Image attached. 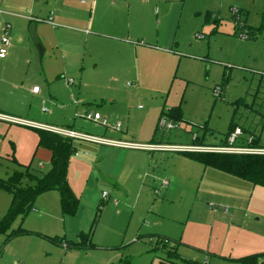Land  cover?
I'll list each match as a JSON object with an SVG mask.
<instances>
[{"label":"rangeland","instance_id":"374dc122","mask_svg":"<svg viewBox=\"0 0 264 264\" xmlns=\"http://www.w3.org/2000/svg\"><path fill=\"white\" fill-rule=\"evenodd\" d=\"M80 1L87 7L78 8H89L90 0L76 4ZM119 3L124 8L130 4V16L111 13L98 21L123 19L127 30L132 20V34H141L140 43L133 42L149 47L143 55L100 39L102 48H84L81 42L74 67L69 59L62 67L60 54L48 49L45 54L43 48L40 58L33 42L34 59L22 48L19 57L0 63L2 111L49 125L74 122V129L93 135L108 127L115 133L110 137L133 144L111 148L74 140L77 155L70 159L68 181L79 200L75 215H62L58 195H46L23 220L17 217L11 229L22 223L27 230L70 242L90 233L89 242L101 248L95 253L108 259L117 254L119 261L130 264L149 255L158 259L149 250L161 237L180 244L181 259H204L198 247L237 253L239 241L264 235V187L245 181L232 200L221 204L211 169L174 149L188 146L194 152L217 153L231 121L243 130L234 146L246 147L252 135L264 147V0ZM139 24L146 28L139 31ZM33 87L41 93L31 95ZM217 89L220 95L214 96ZM81 100L97 105L99 123L86 121L81 107L76 112ZM178 105L182 120L177 125L160 117L162 110ZM43 107L50 113L41 112ZM150 144L158 149H147ZM6 173L12 170L2 163L0 178ZM162 181L169 185L161 187ZM9 203L10 196L0 191V217ZM248 205L252 211L246 210ZM225 207L226 217L211 213L227 212ZM36 237L3 246L0 235V264H59L63 247ZM206 258L209 264H227Z\"/></svg>","mask_w":264,"mask_h":264},{"label":"crops","instance_id":"0c3cea01","mask_svg":"<svg viewBox=\"0 0 264 264\" xmlns=\"http://www.w3.org/2000/svg\"><path fill=\"white\" fill-rule=\"evenodd\" d=\"M76 1L77 0H0V11L3 12L0 13V38L4 24H8L10 26L9 46L7 49V52L8 51L9 52L8 55L5 56V58L0 59V63H3L5 65L10 60V58L19 57L20 53L23 54V52L21 51L22 48H26V52L31 60L36 57V52L34 50L35 46L33 44V40L29 29L32 25L34 26L35 34L38 41L43 45L44 53L46 54L48 49L50 52L55 51V53L57 52L58 54H60L61 56L60 59L62 60V67H66L65 61H67L68 59L70 60L69 63L71 62L70 66L74 67V64H72V62H74V60H76V58L78 57L77 50L78 48H80L81 42H84V48H96L97 46L102 48L104 44L100 42V39L101 40L108 39L111 43L114 44L117 43L118 46H123L125 48L133 49L137 54H141V55L145 53V49L149 48L146 46L135 44L133 42V40H136L140 43L141 34H138V32H136V34H132L131 31L132 20L127 21L126 24L127 30L124 28L123 19H121V22L120 20L117 21L113 20L110 22L101 23L102 17H105L111 13L113 15L122 14L121 15L122 18L126 13H127L126 16H130L131 15L130 4H128L126 8H124L122 4L119 3L121 2V0H90L89 8L83 9V8H78L77 6L87 7L86 6L87 4H85L83 1H80V4L77 5ZM128 2H130V0H128ZM148 2L149 0L148 1L146 0L147 4ZM105 4L108 6H105ZM108 7H110V9ZM123 9L125 12L123 11ZM100 17L101 20L99 22L98 19ZM143 28H146V25L139 24V28H138L140 29L139 31H141ZM30 93L31 95H39L41 93V90L39 89V92L35 94L32 92L31 89ZM55 100L56 99H54V101ZM109 103L110 104L112 103L111 99L109 100ZM95 106L97 105L92 104L91 102H87L86 100H81L76 105V112H78V108L81 107V112L84 114L92 112V111H88L90 109H95L94 113H98V110L97 108H95ZM42 109L41 112H43ZM47 113H50L49 109ZM0 114L12 119L24 121L37 126L65 128L82 133L81 131L74 129V122H72L73 123L72 125L70 122L65 126L64 125L56 126V125L44 124L32 119H22L20 117L2 111L1 109H0ZM104 129L105 130L102 135H93L88 133H84V134H88L106 140H111L114 142L128 143L120 139H115L110 137L115 135L112 129H109L108 127H104ZM36 130H43V129L33 126L20 125L10 121L0 120V166L2 165V163H4L7 168L10 167L11 170L14 171L18 168V164L23 166L30 165L34 171L37 172L47 171L50 168L51 152L43 147H38V135ZM76 141L79 144L80 143L92 144L96 146L115 148V146L112 145L96 144L81 140H76ZM150 145H155V144H150ZM83 154L86 155V152ZM75 155H77V153ZM13 160H15L16 163ZM205 168L211 169L209 170L211 171L209 172V176L211 177V179H214L216 183H218L217 189H219L218 191L219 194L217 195H219L218 196L219 199L217 200H219L221 204L232 200V198H234V195L238 193L237 191L239 190V188L240 189L244 188L245 185L243 184L245 182L244 180L238 179L234 176L223 173L213 168H209V167H205ZM7 176L8 173H6V177ZM67 179H68V173H67ZM53 193H57V192L56 191L47 192L40 195L39 197L50 195L46 197H55L56 199V196H51V195H58L59 198L58 193L57 194H53ZM8 195L10 196V194ZM211 195L215 196L214 191H211ZM10 200H11V196H10ZM59 202H60V198H59ZM223 209H226L224 211L227 212L212 211L211 213L226 217L229 214L228 208L225 207ZM246 210L252 211V208L249 207L248 205ZM44 213L45 211L41 212V214L43 215ZM241 226L239 228L240 234H242L243 237H246V234H243ZM231 229L234 231L233 227ZM235 234L237 235L236 232ZM29 237H36V236L16 237L10 240L5 245H8L13 241H19L20 239H26V238L29 239ZM36 238L44 240L40 237H36ZM246 239L248 240L243 241L242 243L239 241L237 253L234 252L233 250L229 251L230 252L229 253L228 251L224 250L225 248H223V251L220 253L217 252V251H221L220 249H216L215 251V250H210V247H207L209 248L208 250H202L201 248L198 247L199 252L204 255L203 256L204 259L200 261L199 257H196V260H192V261L209 264L206 258L208 256L222 260L227 264H238L235 262V260L239 258L249 255L264 253V235L257 233L255 235H251L247 237ZM28 243L33 244L35 242H32V240H30ZM189 244L190 243H187V246H189ZM178 246H177V253L179 251ZM190 246L193 247V245ZM97 249L100 250L101 248H97ZM63 250L64 252H62L59 264H113L117 260H118V264L119 262H121V260L119 261V257L117 254L110 256V258L108 259L100 256V254L95 253L94 250L96 249L65 250L63 248ZM128 264H130V262ZM139 264H161V263L160 260L156 259L155 256L150 257L149 255Z\"/></svg>","mask_w":264,"mask_h":264},{"label":"trees","instance_id":"16d2710c","mask_svg":"<svg viewBox=\"0 0 264 264\" xmlns=\"http://www.w3.org/2000/svg\"><path fill=\"white\" fill-rule=\"evenodd\" d=\"M257 32H262V29ZM257 32H253V34ZM164 115L177 125L182 120L180 105L174 106L166 112L162 110L160 117ZM236 127L238 126L231 121L226 139ZM36 132L38 135V147H43L51 152L50 168L45 172H37L30 165L23 166L18 164V168L12 171L5 179L0 178V190L11 196L6 213L0 217V235L4 236L3 245L16 237L37 236L63 247L65 250L97 249V245L89 242L90 233H81L78 242H70L65 238L50 237L27 230L22 225H19L16 229H11L14 220L17 217L23 220L34 209L36 199L47 192L56 191L59 194L62 215L74 216L78 209L79 200L73 193L67 179L70 159L77 153V149L73 144L74 140L63 138L45 130H36ZM226 139L223 140L224 146H227ZM250 146L264 149V147L259 145L258 139H255V137ZM179 153H182L192 161L202 164L204 167L213 168L250 182L253 186L264 187V154H227L194 151ZM149 252L157 254L158 256H156L161 264H204L181 259L177 253V244L163 237L155 241ZM235 262L238 264H264V253L245 256L235 260ZM119 264H128V262Z\"/></svg>","mask_w":264,"mask_h":264},{"label":"built area","instance_id":"2783aa9c","mask_svg":"<svg viewBox=\"0 0 264 264\" xmlns=\"http://www.w3.org/2000/svg\"><path fill=\"white\" fill-rule=\"evenodd\" d=\"M0 13H3L0 11ZM233 13L235 15H237L238 11L237 10H233ZM9 31H10V26L8 24H4L3 29H2V34H1V38H0V59L5 58V56L7 55V49L9 46ZM245 37V36H242ZM199 38H201V36H199ZM69 85H72V80L68 79L67 80ZM32 92L33 93H38L39 92V88L38 87H33L32 88ZM220 95V90L217 89L214 91V96H219ZM43 112H47L48 109L43 108L42 109ZM86 121H90L93 123H99L101 121V116L99 113H85L82 116ZM0 120H5V121H10L13 123H17L20 125H26V126H33V127H38L40 129L49 131L51 133H54L56 135H59L63 138H68L71 140H81V141H87V142H92V143H96V144H105V145H112V146H117V147H130L133 146V144L130 143H120V142H114L111 140H106V139H102V138H98L95 136H91L88 134H84V133H80L74 130H70V129H65V128H55V127H47V126H37V125H33L24 121H20V120H16V119H12L9 118L7 116L1 115L0 114ZM103 124L105 123L102 122ZM165 125V122H162V126ZM117 127H119V124L117 125ZM168 128H172L173 125L172 124H168L167 125ZM242 130L239 127H236L235 130L229 134V136L227 137L226 141H227V146H223L219 149L216 150L217 153H227V154H252V155H260V154H264V149H260V148H254L251 147L250 145L252 144L253 141V136L249 135L247 137V146L246 147H240V146H234V143L236 142L237 138H239L242 135ZM147 149H158V146L156 145H151V146H146ZM194 148H189V147H179V148H175L174 150H182L183 151H191ZM196 150V149H195ZM169 185L168 181H162L161 182V187H167ZM103 198L107 197V194L105 192L102 193Z\"/></svg>","mask_w":264,"mask_h":264},{"label":"water","instance_id":"95a60500","mask_svg":"<svg viewBox=\"0 0 264 264\" xmlns=\"http://www.w3.org/2000/svg\"><path fill=\"white\" fill-rule=\"evenodd\" d=\"M30 34H31L33 42L36 44V47H37L38 52H39V56L41 58V56L43 55V47H42V45L40 44V42L38 41V39H37V37L35 35V30H34V26L33 25L30 27Z\"/></svg>","mask_w":264,"mask_h":264}]
</instances>
